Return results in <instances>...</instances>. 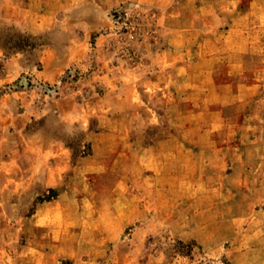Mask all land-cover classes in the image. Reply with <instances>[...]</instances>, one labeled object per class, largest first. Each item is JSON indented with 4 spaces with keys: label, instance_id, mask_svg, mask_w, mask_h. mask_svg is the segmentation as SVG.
Masks as SVG:
<instances>
[{
    "label": "rangeland",
    "instance_id": "1",
    "mask_svg": "<svg viewBox=\"0 0 264 264\" xmlns=\"http://www.w3.org/2000/svg\"><path fill=\"white\" fill-rule=\"evenodd\" d=\"M0 264H264V0H0Z\"/></svg>",
    "mask_w": 264,
    "mask_h": 264
}]
</instances>
